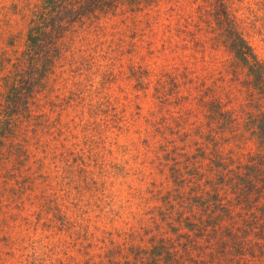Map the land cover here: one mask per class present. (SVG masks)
<instances>
[{"label":"rangeland","instance_id":"obj_1","mask_svg":"<svg viewBox=\"0 0 264 264\" xmlns=\"http://www.w3.org/2000/svg\"><path fill=\"white\" fill-rule=\"evenodd\" d=\"M60 1L0 0V125L7 123L5 108L14 94L33 92L17 103L18 115L8 123L21 130L15 143L22 148L7 166L0 165V264H29V242L43 248L37 252L40 264H87L88 253L104 254L100 257L106 264H122L130 250L149 253L152 235H160L165 244L180 242L167 225L157 233L153 220L166 217L171 222L181 209L170 211L167 203L197 205L194 198L211 190L204 183L216 179L207 170L216 151L195 129L206 122L202 109L156 97V79L178 78L182 72L201 75L204 65L198 60L205 56L225 87L217 96L233 110L234 126L249 138L255 129H246L245 121L259 97L252 101L239 86L242 75L236 81L225 74L222 66L231 58L223 48L212 51L208 44H228L216 22L219 18L229 26L234 18L264 61V0H148L149 5L112 0L100 7L84 6L85 0L72 6L76 0H64L61 10ZM52 25L62 29L55 35L60 55L42 80L31 67L27 70L30 64L21 63L27 58L29 29L51 32ZM43 39L38 44L55 43L52 37ZM194 44H206L205 50L197 54ZM139 68L147 71L149 86L136 80ZM28 78L32 80L26 84ZM178 83V97H186L183 81ZM181 115L192 123L188 128L177 122ZM257 146L250 139L233 158L246 161ZM95 159L111 176L94 177L97 185L88 182L84 189L73 182L74 176H85V169L93 172ZM11 188L16 191L9 192ZM172 252L181 262L182 250L174 247Z\"/></svg>","mask_w":264,"mask_h":264},{"label":"trees","instance_id":"obj_2","mask_svg":"<svg viewBox=\"0 0 264 264\" xmlns=\"http://www.w3.org/2000/svg\"><path fill=\"white\" fill-rule=\"evenodd\" d=\"M110 1L112 0H85L84 6L100 7ZM137 1L134 3L138 4L140 2L148 5L152 3L148 0ZM64 2V0L60 1V10L63 8ZM71 3L72 6L78 5L80 7L82 5L80 0ZM225 17L226 19L230 18L227 14H225ZM231 19L228 21L229 26H225L219 18H217L216 22L217 27L224 32L229 43L208 45H210L209 49L212 51L219 50V48H223L226 51L231 58V62L222 66L225 74L232 76L236 81L242 75L244 80L239 82V86L252 98V101L253 96L259 97V105L254 108V112L248 113L250 119L245 121L246 129L254 128L255 130L249 133V138H246V133L238 131L240 128L234 126L233 110H228L227 104L222 101L221 97L217 96L221 90H225V87L224 85H219V78L214 77L217 74V70L207 65L205 56L200 58L201 60L197 59L204 65L203 69H199L201 75L192 77L193 73L188 75L182 72L183 74L178 75V78L156 79V85L153 86L156 97L174 98L177 106H180L182 101V103L186 102L192 107L202 109L203 118L206 122L201 123V126L199 125L195 129L200 133V137L211 144V146L207 147L216 151L214 157L209 159L210 166L207 169L216 176V179L209 178L210 183H204L203 186L210 185L211 190L203 189L200 196L194 198V202L197 205L192 203L189 206L178 204V207H176L174 204L167 203L165 207L170 209V211L175 208L181 209L180 215L171 218V222L166 217L153 220L157 233L160 232L164 225H167L171 233L181 237L176 238L180 242L165 244L159 237L160 235H152L149 241H152V243L154 241V246L149 253L145 252L146 249H142L144 252L134 255L133 251L130 250L131 247H128L126 252L130 250L129 254H133V257L129 258L128 254L122 264H161L162 262L164 264H264V61L257 58L251 45L243 38L242 31L236 24L235 19ZM198 22L200 21L198 20ZM54 27L56 25H52L51 32L46 30L40 32L36 28H30L28 31L27 58L22 59L21 66L24 67V65L30 64L27 70L31 67L32 72L39 73V77L41 76L42 80L52 73L60 55L55 35L59 34L62 29L60 26ZM193 27L195 28L196 26ZM220 35L223 36L222 33ZM44 36L46 39L52 37L55 43H49L52 44L50 47L38 44L44 41ZM205 45L194 44L193 49L199 54L200 50H205ZM193 58L196 59V57ZM38 62H40V71H38ZM176 70L179 71L178 69ZM138 71L136 80H144V85L149 86L147 80H145L147 78L144 76L147 71L142 68H139ZM219 73L221 74L222 71H219ZM31 80V78L25 80L26 84H29ZM178 81H183V84H180L186 88V97H178ZM168 84L172 85V89H166ZM227 88L231 89L229 86ZM28 92L29 94L26 96L18 92L14 94L9 106L5 108L7 113L4 115L7 123L0 125V165L4 167L5 165L7 166L10 158L14 156L12 154L22 148L19 143H15L22 136L21 130L17 126H9V124L18 115V111H16L17 103L23 97H26V100L31 98L33 92L30 89ZM226 94H230V92H226ZM245 106L242 105L241 109ZM192 113H187V116L191 117ZM1 115H3V112H1ZM177 122L185 128L192 124L189 118L184 115H181ZM204 126L207 128L204 129ZM250 139H256L258 144L257 152L248 156L241 154L242 157L246 156V161L234 159V153L243 149L245 143ZM163 149L166 150L164 146ZM162 153L164 152L162 151ZM166 154L168 155V151H166ZM166 154H163L162 160L166 159ZM169 154H171L170 150ZM95 160L93 166L96 168H92L94 173L88 172L84 168L85 170L82 172L86 177L81 175L80 172H76L77 175L74 176L73 182L84 186L85 189L89 188V186L85 185L88 182H91V185H97V182L93 179L94 177L101 179V176H104L105 179L107 176H111L107 171L103 173L97 159ZM162 160H160L158 165L164 167L163 163L161 164ZM15 186H18L17 190L23 189L18 181H16ZM11 191L14 192L16 190L11 188L9 192ZM93 192L96 191L93 190ZM180 199L182 200V198ZM182 206L188 208V210H183ZM160 215L159 213L158 217ZM64 228L69 230L66 225H64ZM183 229L186 232L181 234L177 232ZM201 242L206 243L207 246L200 245ZM5 243H9V240L5 239ZM28 244L29 246L26 247L27 251H32V255L29 256L32 261L29 264H40L41 261L39 262L37 252H40L43 248L37 245L36 242H29ZM174 247H179L183 252L181 262L173 257V255L177 254L172 252ZM92 248V246H88V249L92 250ZM160 248L161 251L158 250ZM84 255L88 257V260H86L87 264L105 263L103 258H101L104 254L91 255L88 253V255ZM139 255H144V257ZM96 257L99 260H95ZM25 258L27 260L28 256ZM78 263L82 264L81 262Z\"/></svg>","mask_w":264,"mask_h":264}]
</instances>
